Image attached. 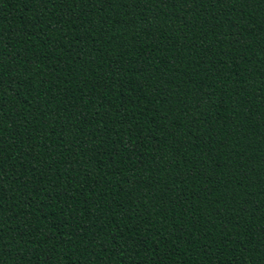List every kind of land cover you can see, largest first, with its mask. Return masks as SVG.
<instances>
[{"label": "trees", "instance_id": "1", "mask_svg": "<svg viewBox=\"0 0 264 264\" xmlns=\"http://www.w3.org/2000/svg\"><path fill=\"white\" fill-rule=\"evenodd\" d=\"M0 264H264V0H0Z\"/></svg>", "mask_w": 264, "mask_h": 264}]
</instances>
